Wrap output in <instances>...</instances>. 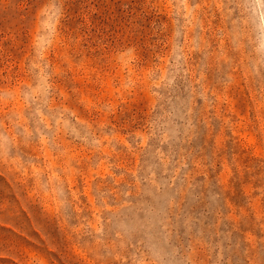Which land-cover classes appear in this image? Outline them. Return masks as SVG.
<instances>
[{
    "label": "rangeland",
    "instance_id": "1",
    "mask_svg": "<svg viewBox=\"0 0 264 264\" xmlns=\"http://www.w3.org/2000/svg\"><path fill=\"white\" fill-rule=\"evenodd\" d=\"M0 264H264V0H0Z\"/></svg>",
    "mask_w": 264,
    "mask_h": 264
}]
</instances>
